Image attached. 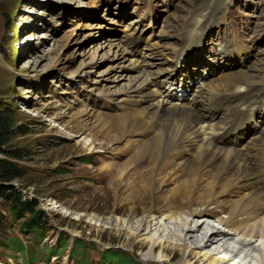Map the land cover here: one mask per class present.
<instances>
[{
    "label": "rangeland",
    "instance_id": "374dc122",
    "mask_svg": "<svg viewBox=\"0 0 264 264\" xmlns=\"http://www.w3.org/2000/svg\"><path fill=\"white\" fill-rule=\"evenodd\" d=\"M193 1L0 0V99L23 113L21 123L29 131L17 140L29 154L17 160L25 177L0 183V189L8 186V190L20 192L26 200L37 202L47 229L44 238L23 229L22 223L29 218L13 221L9 205L0 198V264H181L186 253L189 263L212 264L214 260L217 264L225 258L215 253L216 246L197 248L193 239L184 245L172 233L167 235L160 230L157 238H164L159 245L166 249V259L156 260L160 248L152 254L154 244L139 236L145 207L153 208L154 223L159 227L162 224L177 228L179 224L180 230L186 229V219L193 221L192 225L196 222L214 229L221 227L211 217L200 215H182L166 221V214L161 211L165 193H155L154 203L145 206L137 202L138 183H123L118 191L111 187L110 182L119 170L117 163L133 158L136 151L129 147L123 155L111 154L108 139L93 138L83 123L73 118L80 111L104 112L114 105L96 95V87L102 86L96 82L104 78L103 72L110 65L118 75L125 70L107 60L106 51L100 49L110 38L125 44L133 38L140 39L138 49L148 56L152 72L170 73L178 69L180 75L195 76L188 93L175 91L169 82L164 85L165 90L181 99L190 97L191 90L205 89L220 74L249 70L262 59L264 0H225L190 20L191 10L185 9ZM206 12L213 13V24H207L203 34H195L197 22ZM109 23L108 30L105 25ZM182 35L197 50L188 53L178 68L174 56L181 50ZM228 35L235 36L232 43L237 42L241 57L236 56L237 51L233 52V60L226 57L223 47ZM135 59L142 62L139 52ZM83 64L90 69L89 75H81ZM49 71L52 73L44 82L42 77ZM127 74L119 80L127 78ZM203 74L206 82L199 77ZM125 105L131 107L135 103ZM253 133L246 139L250 143ZM104 166L114 168L103 172ZM145 167L141 160L131 167V173L135 169L146 175ZM179 181L167 182L164 190L174 188ZM176 204L181 205V200ZM192 235L197 237L200 233ZM80 246H85L84 251Z\"/></svg>",
    "mask_w": 264,
    "mask_h": 264
},
{
    "label": "bare ground",
    "instance_id": "6f19581e",
    "mask_svg": "<svg viewBox=\"0 0 264 264\" xmlns=\"http://www.w3.org/2000/svg\"><path fill=\"white\" fill-rule=\"evenodd\" d=\"M222 1L225 0H195L185 10H191L192 20ZM208 15L212 16V13L200 17L195 34H203L207 26L204 18ZM174 16L175 24L179 25ZM109 25H105L108 30ZM182 37V49L175 55L177 64L191 48L186 35ZM234 41L228 36L226 49H223L232 60L233 50L229 48ZM137 48V40L125 44L115 38L108 39L101 51H106L107 60L113 61L117 68L125 70L118 75L115 67L110 65L103 72L104 78L96 82L102 85L96 87V95L104 96L115 107L113 105L107 111L96 113L80 111L73 118L79 119L93 138L104 136L108 139L112 144L111 154L123 155L129 147L136 151L133 158L117 163L119 170L110 182L111 187L118 191L123 183H138L137 202L145 206L154 203L155 193H165L164 209L161 211L165 212L166 221L182 215L191 218L200 215L211 217L221 227L214 229L196 222L192 225L193 221L187 219L183 220L186 229L180 230L179 224L177 228L162 224L159 227L154 223L153 208L145 207L139 236L154 244L152 254L160 248L155 256L158 261L166 259V249L159 245L164 238H157L162 230L167 235L172 233L184 245L188 239H193V246L197 248L216 246L215 253L225 257L217 264H264V128L262 133L252 135L250 144L241 142L242 137L258 130L259 120L264 121V78L259 76L264 77V68L260 67L264 66V56L249 70L220 74L213 82L209 79L211 83L193 94L187 102L186 98L178 101L179 104H173L170 100L175 95L163 91L162 86L166 81L175 83L177 79L172 74L156 75L151 72L148 62H137ZM80 70L82 76L89 75L90 69L86 65L83 64ZM51 73L44 74V82ZM124 74L127 78L120 81V76L124 77ZM186 80L182 82L185 88L188 86ZM127 102H134L135 105L128 107L125 105ZM222 113H226V120L216 125L214 121ZM95 140L93 144L97 143ZM141 160L147 165L143 168L145 174H149L147 177L135 169L131 173V167ZM113 168L104 166L102 171L108 172ZM169 181L179 182L174 188L164 190L166 187L163 185ZM177 200H181V205L176 204ZM196 233L200 236L193 237L192 234ZM184 257L186 264H198L187 262V253ZM211 262L214 264V260Z\"/></svg>",
    "mask_w": 264,
    "mask_h": 264
},
{
    "label": "trees",
    "instance_id": "16d2710c",
    "mask_svg": "<svg viewBox=\"0 0 264 264\" xmlns=\"http://www.w3.org/2000/svg\"><path fill=\"white\" fill-rule=\"evenodd\" d=\"M21 113L18 109L9 106L6 100L0 99V183H11L22 180L25 172L19 166L17 160H23L29 156L28 151L17 144V140L29 134L24 123H21ZM8 186L0 189V198L7 202L13 221L22 222L23 229L29 232L40 233L43 238L47 232L44 224V215L39 210V204L23 198V195L16 190H8ZM23 245V243H21ZM84 251L85 246H80ZM80 251V252H82ZM119 262V260H118ZM113 263L109 261L108 264ZM123 264H136L132 263Z\"/></svg>",
    "mask_w": 264,
    "mask_h": 264
}]
</instances>
